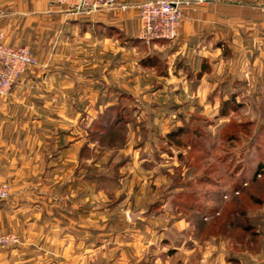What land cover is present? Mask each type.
Returning a JSON list of instances; mask_svg holds the SVG:
<instances>
[{
    "label": "rangeland",
    "instance_id": "374dc122",
    "mask_svg": "<svg viewBox=\"0 0 264 264\" xmlns=\"http://www.w3.org/2000/svg\"><path fill=\"white\" fill-rule=\"evenodd\" d=\"M210 3L200 39L74 52L87 100L49 120L40 167L0 176L30 196L35 264H264V24Z\"/></svg>",
    "mask_w": 264,
    "mask_h": 264
},
{
    "label": "crops",
    "instance_id": "0c3cea01",
    "mask_svg": "<svg viewBox=\"0 0 264 264\" xmlns=\"http://www.w3.org/2000/svg\"><path fill=\"white\" fill-rule=\"evenodd\" d=\"M141 1L120 0V3L134 5ZM210 2L213 8H241L242 12L234 16L249 26L264 24V0ZM10 3L11 7L0 15V33L5 34L8 44L29 46L38 62L26 70L9 96L0 97V176L17 180L23 176L25 167L41 166L40 153L46 151V138L52 134L49 120L57 117L56 113L65 114L63 105L87 100L81 89L88 85V79L85 80L87 76L81 66L75 67L74 52L86 54L93 48L100 54V37L118 39L124 35L136 39L140 24L135 10L74 15L56 0H14ZM196 9V6L184 9L178 40L189 41L204 36L202 25L210 23L212 15L200 17ZM226 18L228 23L235 19L232 15ZM202 58L204 56L199 59ZM203 70L200 68L199 72L203 73ZM62 135L67 136L66 132ZM57 137L60 136L55 133L53 146L62 141ZM70 143L71 140L62 149L69 150L73 145ZM28 197L26 192L15 188L8 200L0 202V232L16 233L21 238V244L16 247L18 256L6 257L9 264L40 262L39 253L35 254L40 242L31 239L30 225L25 221L29 217V208L22 200H28ZM4 258L0 254V260Z\"/></svg>",
    "mask_w": 264,
    "mask_h": 264
},
{
    "label": "built area",
    "instance_id": "2783aa9c",
    "mask_svg": "<svg viewBox=\"0 0 264 264\" xmlns=\"http://www.w3.org/2000/svg\"><path fill=\"white\" fill-rule=\"evenodd\" d=\"M74 15H85L111 10H135L139 19L138 38L145 44L155 41H173L179 37L184 20V9L201 6L208 0H143L134 5L121 4L120 0H56ZM31 48L26 45L6 43L0 33V96L7 97L22 75L37 65ZM12 194L11 185L0 179V202ZM21 244L16 233L0 232V250L15 248Z\"/></svg>",
    "mask_w": 264,
    "mask_h": 264
},
{
    "label": "trees",
    "instance_id": "16d2710c",
    "mask_svg": "<svg viewBox=\"0 0 264 264\" xmlns=\"http://www.w3.org/2000/svg\"><path fill=\"white\" fill-rule=\"evenodd\" d=\"M260 173H262V174L264 173V165L263 164L259 165L258 171L256 172V174L254 176V180H256L257 175L260 174ZM1 202H3V201H1Z\"/></svg>",
    "mask_w": 264,
    "mask_h": 264
}]
</instances>
